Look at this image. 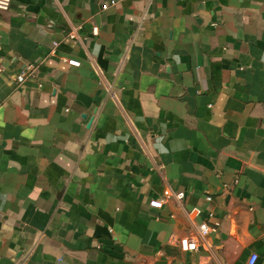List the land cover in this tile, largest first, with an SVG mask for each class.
Listing matches in <instances>:
<instances>
[{
	"label": "crops",
	"instance_id": "obj_1",
	"mask_svg": "<svg viewBox=\"0 0 264 264\" xmlns=\"http://www.w3.org/2000/svg\"><path fill=\"white\" fill-rule=\"evenodd\" d=\"M115 1L0 11V264H264V0Z\"/></svg>",
	"mask_w": 264,
	"mask_h": 264
},
{
	"label": "built area",
	"instance_id": "obj_2",
	"mask_svg": "<svg viewBox=\"0 0 264 264\" xmlns=\"http://www.w3.org/2000/svg\"><path fill=\"white\" fill-rule=\"evenodd\" d=\"M115 2H116L115 0H109V2H106V3L102 4L101 8L102 9H106L109 5L115 4ZM10 4H11V0H0V11L7 10L9 8ZM79 29H80L79 25L75 26L72 30H70L67 33V36L69 38H75L76 34H77V31ZM91 33H92V35H97L98 34V27L97 26H93L91 28ZM67 63L69 65H72V66H79V64H80L78 60L73 59V58L67 59ZM35 67L36 66L34 64H27L25 66V69L17 76V80L18 81H22L27 74H29V73H31V72H33L35 70ZM175 197L177 199L181 200L184 197V192H182V191L177 192L175 194ZM206 199L210 200V196H207ZM163 203H164L163 199H157V198L151 199L149 201V205L151 207H155V208H161L163 206ZM198 211L199 210L197 208H192L189 211V213H197ZM212 215H213L212 213L209 214V216H212ZM218 224H219V222L215 221L213 226H209L206 222L202 221V222H200L198 224V230H199L201 235H206L208 232L215 230V227ZM178 243H179L180 248L183 251L196 250L197 247H198L197 239L194 236L181 237V238H179ZM256 259H257V254L252 253L249 256L247 262H248V264H254Z\"/></svg>",
	"mask_w": 264,
	"mask_h": 264
}]
</instances>
